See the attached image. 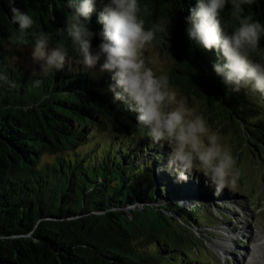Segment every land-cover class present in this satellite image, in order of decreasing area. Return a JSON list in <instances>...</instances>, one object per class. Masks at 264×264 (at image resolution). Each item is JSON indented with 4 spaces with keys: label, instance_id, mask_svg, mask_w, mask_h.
Listing matches in <instances>:
<instances>
[{
    "label": "trees",
    "instance_id": "obj_1",
    "mask_svg": "<svg viewBox=\"0 0 264 264\" xmlns=\"http://www.w3.org/2000/svg\"><path fill=\"white\" fill-rule=\"evenodd\" d=\"M147 1L152 13L146 22L178 15L177 37L172 26L169 41L186 49L189 59L176 69L179 79L196 94L203 85L210 108L236 123L255 152L264 154V97L232 91L214 71L215 51L188 40L184 18L197 0ZM14 6L36 21L23 37L24 47H32L37 29L52 33L55 44L70 12L66 0H15ZM230 7L222 13L229 30L238 26ZM100 10L97 3L89 25L94 32L102 29ZM245 14L264 24V0L246 6ZM11 16L8 0H0V70L17 85L0 87V264H196L180 238L210 217L202 204L179 202L199 196L201 181L190 176L177 182L174 173L158 171L166 167L168 148L157 150L146 136L140 138L137 113L113 99L109 73L66 65L34 87L37 77L12 60L20 34ZM99 42L98 36L92 40L94 47ZM260 53L252 56L261 59ZM147 204L172 214L173 222ZM125 208L133 211V221L122 215ZM145 221L162 226L138 225Z\"/></svg>",
    "mask_w": 264,
    "mask_h": 264
},
{
    "label": "clouds",
    "instance_id": "obj_2",
    "mask_svg": "<svg viewBox=\"0 0 264 264\" xmlns=\"http://www.w3.org/2000/svg\"><path fill=\"white\" fill-rule=\"evenodd\" d=\"M8 2L11 22L18 26L20 34L15 43L22 49L23 37L36 28V21L16 8L15 0ZM66 3L70 12L64 27L56 34L55 44L52 33L38 29L32 32L30 58L36 66L32 75L37 77L33 86H41L40 77L54 75L66 65L72 70L98 69L99 73H109L108 89L113 99L137 113L136 127L144 132L140 138L146 136L157 150L165 145L170 149L166 167L158 171L174 173L177 182H187L194 173L202 174L205 184L212 186L215 193L234 189L240 173L231 149L221 143V136L208 126L202 114L177 99L169 76L164 72L157 75L153 70L158 54L146 55L157 46L162 49L170 46V19L157 21L146 29L145 20L139 15L138 0H107V3L66 0ZM97 3L101 5L97 23L102 29L94 32L89 25ZM254 3L256 0H197L184 18L185 31L192 45L215 51L214 71L232 91L243 90L264 97V56L259 60L252 56L258 50L264 51L260 46L264 24L245 14V7ZM227 4L231 5L238 24L231 30L222 23ZM96 36L100 42L94 47L92 40ZM4 85L17 86L6 71L0 70V87Z\"/></svg>",
    "mask_w": 264,
    "mask_h": 264
},
{
    "label": "rangeland",
    "instance_id": "obj_3",
    "mask_svg": "<svg viewBox=\"0 0 264 264\" xmlns=\"http://www.w3.org/2000/svg\"><path fill=\"white\" fill-rule=\"evenodd\" d=\"M138 2L143 12L139 15L145 20L147 29L153 24V21L146 22L152 9L147 0ZM168 18L169 29L180 22L178 15L174 13ZM172 31L175 32L176 38V28ZM170 38L171 35L169 40ZM169 44L167 49L157 46L146 53L158 54V63L153 66V70L157 75L166 73L171 87L178 93L177 99L184 100L188 107L202 114L208 126L219 133L221 143L231 149L237 162L236 170L240 173L234 189L225 188L222 192L215 193L212 186L204 184L198 190L201 195L189 196L179 202L188 206L202 204L212 209L211 213H206L210 219H205L204 225L198 229L206 233L200 234L197 228H190V233L184 232L180 238L184 243L181 249L185 254L194 255L198 261L196 264H264V154L255 152L252 143H248L236 123L230 125L220 110L210 108L208 94H204L206 89L203 85L199 94H196V90L191 89L192 84L186 85L184 80L179 79L180 74L176 73V69H181L189 62L185 56L187 51L181 50L177 41H169ZM260 45L264 49V38L261 39ZM15 50L17 53L13 54L12 60L22 69L33 71L36 66L30 58L31 46ZM253 58L260 59L257 55ZM194 177L196 181L201 179L204 182L202 174L194 173Z\"/></svg>",
    "mask_w": 264,
    "mask_h": 264
},
{
    "label": "water",
    "instance_id": "obj_4",
    "mask_svg": "<svg viewBox=\"0 0 264 264\" xmlns=\"http://www.w3.org/2000/svg\"><path fill=\"white\" fill-rule=\"evenodd\" d=\"M160 206V205H159ZM146 208L147 209H153V210H155L156 212H161V214L163 215V217H167L168 218V220L169 219H171V218H173V216H172V214H170V213H168L167 211H165L164 209H162L161 207H158V206H155V205H151V204H147V206H146ZM133 210H135V211H139V210H141V208H134ZM142 211V210H141ZM123 214L122 215H124V216H126V218L128 219V220H132L133 219V217H134V213H133V211L130 209V208H125L124 210H123V212H122ZM175 219V218H174ZM134 220V219H133ZM132 220V221H133ZM171 222H173V220L171 219ZM177 222V221H176ZM163 224H165V222L163 223ZM139 226H141V225H144L145 227H148V228H151V229H155L156 228V226H158L159 228L162 226L161 224H159V223H157V224H151V222L149 221H145V222H141V223H139L138 224ZM137 226V225H136Z\"/></svg>",
    "mask_w": 264,
    "mask_h": 264
},
{
    "label": "bare ground",
    "instance_id": "obj_5",
    "mask_svg": "<svg viewBox=\"0 0 264 264\" xmlns=\"http://www.w3.org/2000/svg\"><path fill=\"white\" fill-rule=\"evenodd\" d=\"M205 183L204 182H200V185H204ZM201 195V194H200ZM253 263H255V262H253Z\"/></svg>",
    "mask_w": 264,
    "mask_h": 264
}]
</instances>
